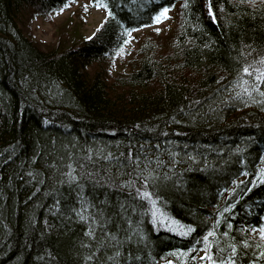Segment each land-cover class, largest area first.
<instances>
[{
  "label": "trees",
  "instance_id": "obj_1",
  "mask_svg": "<svg viewBox=\"0 0 264 264\" xmlns=\"http://www.w3.org/2000/svg\"><path fill=\"white\" fill-rule=\"evenodd\" d=\"M71 1L0 0V264H264V0H89L59 53L18 26ZM176 4L167 48L82 72Z\"/></svg>",
  "mask_w": 264,
  "mask_h": 264
},
{
  "label": "rangeland",
  "instance_id": "obj_2",
  "mask_svg": "<svg viewBox=\"0 0 264 264\" xmlns=\"http://www.w3.org/2000/svg\"><path fill=\"white\" fill-rule=\"evenodd\" d=\"M166 16L167 18L162 19L160 23L155 22L150 27L132 33L112 59L86 64L82 72L89 77L94 73H100L106 78L107 83L112 84L118 76L135 69L140 58V47L145 41L155 44L158 49L167 48L178 29V4L169 7ZM105 17L106 12L103 9L92 8L89 0H72L44 15L23 8L17 16L20 22L18 26L29 40L44 51L58 53L70 45H78L91 38ZM254 235H259L264 240V232H254ZM201 254L198 255L200 259L196 264H210Z\"/></svg>",
  "mask_w": 264,
  "mask_h": 264
},
{
  "label": "snow or ice",
  "instance_id": "obj_3",
  "mask_svg": "<svg viewBox=\"0 0 264 264\" xmlns=\"http://www.w3.org/2000/svg\"><path fill=\"white\" fill-rule=\"evenodd\" d=\"M97 7H104V5L103 4H101V3H97V5H96ZM167 11H168V9L167 8H165L156 18H155V22L156 23H160L161 21H162V19H166L167 18V16H166V13H167ZM247 69H245V72L247 73ZM262 75H264V74H262ZM262 231H264V230H262ZM209 235H211V233L209 234Z\"/></svg>",
  "mask_w": 264,
  "mask_h": 264
}]
</instances>
